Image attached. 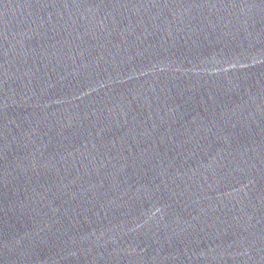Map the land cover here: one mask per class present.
I'll list each match as a JSON object with an SVG mask.
<instances>
[{"label": "water", "instance_id": "obj_1", "mask_svg": "<svg viewBox=\"0 0 264 264\" xmlns=\"http://www.w3.org/2000/svg\"><path fill=\"white\" fill-rule=\"evenodd\" d=\"M0 264H264V0H0Z\"/></svg>", "mask_w": 264, "mask_h": 264}]
</instances>
